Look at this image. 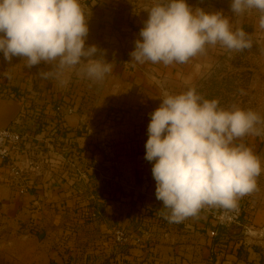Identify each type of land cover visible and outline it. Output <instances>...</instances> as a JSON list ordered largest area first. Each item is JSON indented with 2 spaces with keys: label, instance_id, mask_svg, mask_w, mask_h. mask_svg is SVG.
I'll return each instance as SVG.
<instances>
[{
  "label": "rangeland",
  "instance_id": "rangeland-1",
  "mask_svg": "<svg viewBox=\"0 0 264 264\" xmlns=\"http://www.w3.org/2000/svg\"><path fill=\"white\" fill-rule=\"evenodd\" d=\"M250 26L260 28L259 21ZM249 37L250 49H228L219 42L206 45L190 83L136 75L116 65L96 79L88 76L83 64L59 69L45 62L28 67L19 56L7 61L0 88L23 97L26 128L34 124L48 128L54 146L62 151L60 161L72 162L49 166L46 174L58 180L71 167L75 178L71 184L81 188V197L56 194L46 197L37 211L26 206L13 218L0 213V264H176L161 254L160 242L166 237L154 230L162 225L158 213L167 216L168 210L162 209L155 195V161L145 159L151 113L165 94L194 89L202 99L217 100L222 109L255 112L260 117L256 141L264 146V36ZM92 45L98 51L91 59L111 63L109 50L101 51L104 45L90 33L85 47ZM47 71L50 75L45 79L40 73ZM58 105L73 107L64 115V122L67 116L72 122L62 129L48 122L54 124ZM64 133H69L70 143L63 141ZM79 147L84 152L81 162ZM49 158L42 152L39 160L33 159L38 172ZM78 164L85 173L79 180ZM116 228L125 231L126 242L115 241ZM138 228L145 236L136 233Z\"/></svg>",
  "mask_w": 264,
  "mask_h": 264
},
{
  "label": "clouds",
  "instance_id": "clouds-1",
  "mask_svg": "<svg viewBox=\"0 0 264 264\" xmlns=\"http://www.w3.org/2000/svg\"><path fill=\"white\" fill-rule=\"evenodd\" d=\"M231 10L235 16L259 11L264 29V0H232ZM147 12L132 61L184 63L217 42L234 50L252 47L249 34L232 30L231 19L221 11L192 9L185 0H161ZM0 33V51L9 62L19 56L28 67L41 62L59 69L83 64L96 79L112 68V63L90 58L98 49L85 47L87 19L78 0H0ZM40 75L47 79L50 71ZM259 123L255 112L222 109L217 100L202 99L194 89L164 95L151 113L145 159L155 161V195L170 222H182L205 206L234 210L238 197L256 190L260 161L234 141L249 133L259 135Z\"/></svg>",
  "mask_w": 264,
  "mask_h": 264
},
{
  "label": "crops",
  "instance_id": "crops-1",
  "mask_svg": "<svg viewBox=\"0 0 264 264\" xmlns=\"http://www.w3.org/2000/svg\"><path fill=\"white\" fill-rule=\"evenodd\" d=\"M78 2L87 19L88 28L93 29L91 32L88 31V34H93L95 39L104 45L100 47L101 51L106 48L111 53L112 68L116 65L123 67L129 73L145 74L153 78L162 77L174 82L190 83L194 80V72L199 69L204 52L190 57L184 63L174 61L165 65L163 62L132 61L131 53L135 50V41L140 38V30L148 19L147 10L161 0H78ZM185 2L192 9L201 8L208 13L221 11L224 16L231 19L232 30L242 28L247 34L264 36V29H252L250 26L260 20V13L257 10L235 16L231 10L232 0H185ZM6 64L7 60L0 51V82L6 78ZM23 106V97L18 93L8 92L6 87L0 88V127L8 126L17 120L20 121L21 126L26 127L23 121L24 115L21 116L22 111L25 114ZM33 120L35 119H31L30 122ZM48 122L54 125L51 121ZM70 122L72 116H67L64 124ZM34 125L29 126L28 129L35 136V140L24 145L22 151H12L11 157L17 164L23 166L28 157L39 160L43 152L50 157L49 163L42 172H28L29 174L18 183L0 184V213H6V217L13 218L15 213L25 212L26 206L37 211V206L48 200L45 199L46 197L56 194L66 193L68 196L81 197V188L76 189L75 185L71 184L72 179L75 180L71 178L73 174L71 167L68 166V171H64L58 180L46 174L49 166L55 167L58 163L72 164V162L68 161L69 158L60 161L59 154L62 151L54 146L52 133L48 132V128L38 129ZM69 133L63 134L64 142H71ZM256 138L255 134H246L234 141L237 145L242 144L250 148L259 159L261 168L259 176L256 177V190L238 197L247 208V214L241 223L232 226L216 225L209 214V211L215 207L208 206L202 208L197 215L187 217L179 223L170 222L165 214L160 218L156 217L162 225L154 230L159 236L166 237L160 242V251L164 258L172 259L176 264H264V146L260 147ZM78 152L81 162L84 152L80 147ZM81 167L82 165L78 164V180L85 174ZM136 233L141 237L145 236L141 228L136 229ZM137 239L140 237L138 236ZM148 244L154 245L153 242Z\"/></svg>",
  "mask_w": 264,
  "mask_h": 264
},
{
  "label": "built area",
  "instance_id": "built-area-1",
  "mask_svg": "<svg viewBox=\"0 0 264 264\" xmlns=\"http://www.w3.org/2000/svg\"><path fill=\"white\" fill-rule=\"evenodd\" d=\"M0 35H3L0 33ZM73 107H63L58 105L53 114L54 125L56 128H64V115L70 114ZM24 112L22 111L21 116ZM35 140V136L30 130L21 126L19 120L14 123L0 127V184L1 183H18L24 179L28 171H38L39 165L34 162L31 157H28L23 166L17 164L15 159H12L11 152L15 150H23V146L29 141ZM211 219L219 226L239 225L242 219L247 214V208L244 202L237 200V207L234 210H224L215 207L209 211ZM114 239L117 243L127 241V235L121 228H116L113 231Z\"/></svg>",
  "mask_w": 264,
  "mask_h": 264
},
{
  "label": "trees",
  "instance_id": "trees-1",
  "mask_svg": "<svg viewBox=\"0 0 264 264\" xmlns=\"http://www.w3.org/2000/svg\"><path fill=\"white\" fill-rule=\"evenodd\" d=\"M64 128H65V126H64ZM54 130H56V129H54ZM165 213H158V216H159V218L161 217V216H163Z\"/></svg>",
  "mask_w": 264,
  "mask_h": 264
}]
</instances>
